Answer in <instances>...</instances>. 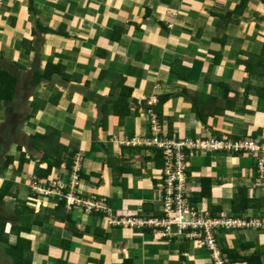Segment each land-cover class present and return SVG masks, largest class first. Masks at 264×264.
<instances>
[{
    "label": "crops",
    "instance_id": "1",
    "mask_svg": "<svg viewBox=\"0 0 264 264\" xmlns=\"http://www.w3.org/2000/svg\"><path fill=\"white\" fill-rule=\"evenodd\" d=\"M51 2L34 0L35 20L59 32L43 34L38 29L36 39L34 18L25 6L29 0L1 3L0 66L22 80L15 102L0 107V166L2 156L8 155V144L17 139L1 131L22 121L26 124L27 114L22 111L30 108L34 94L39 104L46 103L37 122L47 111L52 116L43 118L60 123V143L76 156L85 155L80 196L110 191L102 197L119 219L163 218V151L123 143L152 136L147 108L153 97L154 106L161 96L169 97L161 117L154 113L161 138L251 139L264 152V0L245 4L239 0ZM48 61L57 66L52 78L36 84L35 76ZM123 92L131 93L128 108L125 102L115 104ZM197 113L206 118L205 123ZM254 156L208 150L188 160L191 199L199 198L202 179L212 181L209 198L193 203L203 216H264V178ZM33 167L25 171L32 173L30 177H36ZM55 175L71 180L65 166L56 169ZM237 187L246 190L259 210L236 216L232 206ZM36 196L34 205L42 210L48 197ZM73 220L71 230L66 223L53 221L24 234L35 254L43 252L42 256L37 253L34 264H56L59 259L68 264H213L202 240L163 236L162 227L113 225L105 214L81 211ZM74 230L82 234L74 236ZM172 230L176 232L177 227ZM216 238L229 264H264V228H223ZM63 240L70 241L68 250L62 249ZM2 251L0 247V257L10 264Z\"/></svg>",
    "mask_w": 264,
    "mask_h": 264
},
{
    "label": "built area",
    "instance_id": "2",
    "mask_svg": "<svg viewBox=\"0 0 264 264\" xmlns=\"http://www.w3.org/2000/svg\"><path fill=\"white\" fill-rule=\"evenodd\" d=\"M4 0H0L2 3ZM241 1V0H239ZM156 98L150 100L149 104L154 105ZM152 116L151 137L146 139L132 138L124 141L127 146H146L161 149L165 156V165L163 169L164 191L162 193V213L163 218L150 217H128L116 218L113 216L112 209L105 197L92 196L89 198L81 197L76 189L81 184L82 162L81 155H77L75 166L70 172L71 180L63 182L58 176L46 179L32 177L30 190L31 193L43 196H59L58 200H67V209L74 210L80 207L84 212L93 214H105L111 224L123 225L129 227H162L159 232L163 236L172 237L175 235H186L189 238L202 240L205 246L210 250L213 264H227L224 254L217 244L216 234L220 229H238V228H264V223L257 218H245L234 216H203L197 207L191 203L188 188V164L189 159L198 151H223L226 153H250L257 157L258 167L264 170V152L263 147L254 140H230L210 138H187L183 141H175L161 138L159 136V123L157 116L152 110L149 111ZM263 153V154H261ZM59 203V201H58ZM69 210V211H70ZM177 227L174 232L172 227Z\"/></svg>",
    "mask_w": 264,
    "mask_h": 264
},
{
    "label": "trees",
    "instance_id": "3",
    "mask_svg": "<svg viewBox=\"0 0 264 264\" xmlns=\"http://www.w3.org/2000/svg\"><path fill=\"white\" fill-rule=\"evenodd\" d=\"M245 1L246 0H241V4H245ZM34 5V0H29L28 8L29 10H32V12L35 11ZM38 29H40L43 34L59 32L54 31L53 29H50L48 27H42L41 23L37 20L36 26L33 29L35 39L37 38L36 32ZM32 48L33 46L31 48L29 47V49H27V52H30ZM53 68H57V66L53 65L51 61H48L45 69L35 76V83L39 84L42 79H51L52 75L54 74ZM18 83L19 78L13 72L0 66V107L10 106L11 104H13V102H15ZM129 92H131V90ZM130 96L131 93L127 95V93L123 92L120 95L119 100L116 101V106L120 103L125 102L128 108ZM168 98V95L167 97L161 96L159 99V103L157 104L158 106L149 104L150 108H147L148 111L152 110L153 113L158 114L159 117L162 113L161 108L163 106V103ZM39 102L40 101L38 97H34L33 101L30 103V112L26 115L27 122L34 118L35 114L42 110L41 108H44V104L41 105L39 104ZM197 116L202 121V123L206 122V118L202 117L199 113H197ZM23 135L26 137V139H28L30 147H24L21 143L17 144V150L20 152L17 166L18 173L21 174L25 172L26 169L30 167L28 166L30 163L34 164L33 173L38 179H46L52 177L53 172L63 166L67 168V171H73L75 166L74 157H76L75 154L77 153H75V151H70L68 147L63 146L62 143H60V131L48 130L44 134L35 133L29 135L24 133ZM34 150L41 153L40 158L37 159ZM15 160V155H6L4 157V160L2 161L4 170H0V175L2 173L4 174V172L8 169H11L15 164ZM3 176L6 175L4 174ZM80 180H82V174ZM211 186L212 181L209 178L202 179L201 194L199 198H190L191 203H196L198 201L200 202L204 197L209 198ZM13 187L14 182H12L10 179H4L3 177L0 178V247L3 249L2 252L4 256L10 260V264H34L33 255L35 253L33 252L32 241L31 239L25 237L24 234H30L33 227H43V225L48 223L49 219L52 217L53 219H55V221H59L64 224L66 223L69 227V230H71L72 227L75 226V222L68 212L66 199H61L55 209L47 210L46 215L42 216L43 210L36 212L32 208V205H34V201H36L37 199V196L35 197L36 194L33 195L32 193H30L28 198L29 200L24 202L18 199L17 194H13ZM237 194L238 197L233 201L234 203L232 206L233 209L237 211L236 213H238L236 216H242V213L248 211L249 209L259 210V208L254 206V204H251L252 200L247 198L245 189L239 188ZM9 198H15L18 201V203L13 206V210L10 212L5 209V201ZM4 211L5 213L7 211V215L4 214ZM1 212L3 214H1ZM92 215L102 216L101 213H93ZM74 234V236H80L82 232L76 231L75 233L74 230ZM12 237H15L14 241L11 240ZM63 241V244L61 246L62 249L68 250V248L70 247V241ZM225 259L227 261V264H229V260H227L226 256ZM56 264L67 263L66 260L59 259L57 260Z\"/></svg>",
    "mask_w": 264,
    "mask_h": 264
},
{
    "label": "rangeland",
    "instance_id": "4",
    "mask_svg": "<svg viewBox=\"0 0 264 264\" xmlns=\"http://www.w3.org/2000/svg\"><path fill=\"white\" fill-rule=\"evenodd\" d=\"M6 1H8V0H4L3 2H2V4L4 3V2H6ZM48 1V0H47ZM50 1H52L53 2V0H50ZM58 1V0H57ZM51 2V3H52ZM56 2V1H55ZM25 3H27V0H25ZM50 3V2H49ZM1 3H0V7H1V5H2ZM26 6V8L28 9V11L30 12V14H31V16L34 18L33 20H32V24L34 25V26H36V20H35V14H34V12H32V10H29V8H28V5H25ZM25 6H23V7H25ZM39 17H41L40 18V21L41 22H43L44 21V16H39ZM4 51V50H3ZM22 63V62H21ZM21 68H23V67H21ZM19 74H23V76H25V72H23L22 73V71H20L19 72ZM25 78V77H24ZM19 80H22V79H19ZM20 82V81H19ZM37 93L39 94L40 93V91L39 90H37ZM32 94H33V92H32ZM35 96H33V99H34V97H39V96H37L36 94H34ZM49 103V102H48ZM22 104V103H21ZM48 105V104H47ZM43 107L45 108L46 107V103L43 105ZM43 110V109H42ZM3 111H4V108H3ZM18 112H20V107H19V110L16 112V115H17V113ZM22 112H24L23 114H28L29 112H30V108H27V110H25V109H23V111ZM37 115H38V113H36L35 114V117L34 118H32L31 120H29V122L27 123L26 122V124L22 121V122H20V124L19 123H17L15 126H8V127H6V129L5 130H3V131H1V133H2V135H3V133H5L6 131H7V133H6V137L7 136H9L11 133H13L12 135H10L8 138L9 139H13V138H15L16 136H17V139L15 140V141H13V143L12 144H8V150H7V152H8V154H11V155H15V158H16V160H15V164H14V166L11 168V169H8L7 171H5L4 172V174L5 173H7V175L6 176H3L2 174L0 175V178H4V179H10L12 182H14V183H16L15 184V188L13 189V194H17V197H18V199H20V200H22V201H24V202H26L27 200H29L28 198H29V193H31V190H30V185H31V179H32V177H30V175L32 176V173L31 172H29V173H27V172H23V174L21 175L20 173H18L17 171V166H18V160H19V156H20V152L17 150V147H16V144H18V143H21L24 147H30V145H29V141H28V139H26V137H24V133L25 134H29V135H32V134H35V133H41V134H44V133H46V131H48V130H51V131H59L60 129H58V126L60 125V123H58V121H54L53 123H52V121H49L48 122V120H46V118H43L44 117V115L46 116V117H48V115H50V116H52L51 114H48V112L46 111V113H42V115L40 116V119H39V121L37 122ZM56 115H53V117H55ZM18 119H21V118H18ZM13 120V119H12ZM25 120L27 121V118L25 117ZM21 121V120H20ZM29 123H30V125H29ZM50 123H52V124H50ZM28 124V125H27ZM38 125H39V127H38ZM42 128V129H41ZM8 129V130H7ZM36 129H38L37 131H35ZM40 129V130H39ZM136 138V137H135ZM146 138H149V137H146ZM145 138V139H146ZM1 139H3V138H1ZM5 140V139H4ZM4 144H5V141H4ZM221 152H223V151H221ZM34 153L36 154V157H37V159L38 158H40V156H41V153H39V152H36L35 150H34ZM228 154H231V155H233V153H228ZM4 156V155H3ZM2 156V158H3V160H4V157ZM83 156H85V155H83L82 154V157ZM256 156H254V158H255ZM2 160V161H3ZM256 165H257V169H258V171H259V174L261 175V177H263L264 178V170H262V169H260L259 167H258V164H257V157H256ZM1 161V162H2ZM34 163V162H33ZM79 164L81 163V160L79 159V162H78ZM82 164H83V162H82ZM32 166V164L30 163L28 166ZM100 169H102V168H100ZM0 170H4V168H3V166H2V164H1V166H0ZM27 170V169H26ZM162 171V170H161ZM3 172V171H2ZM162 173V172H161ZM8 176V177H7ZM161 176H162V174H161ZM62 180V179H61ZM63 182H64V180H62ZM79 188H80V186H79ZM79 188L78 189H76L75 191H77L78 192V194H79ZM238 187H237V190H236V192H238ZM81 190V189H80ZM17 192V193H16ZM90 191L89 190H87L86 191V194H88ZM109 192L110 191H106L105 193H91V194H98V196L99 197H102V195L103 196H105V194L107 195V194H109ZM92 196H97V195H92ZM92 196H89V197H92ZM112 196V195H111ZM54 197V198H53ZM53 197H51V198H46V199H43V200H45V205H44V207L42 208V210H43V215L42 216H44V215H46V213H47V210H51V209H55V207L58 205V199H59V196H53ZM89 197H84V198H89ZM19 200V201H20ZM16 203H18V201H17V199H15V198H10V199H8V200H6L5 201V207L6 208H9L8 209V211H10L11 209H13V206L16 204ZM34 208H35V210H39V211H41V207H38V206H36V205H34L33 206ZM11 208V209H10ZM70 210V209H69ZM69 210H68V212H69ZM72 210H70V212H71ZM78 211H81V213L83 212V213H86V212H84L83 211V209L82 208H80V207H76L75 209H74V211L72 212V217L73 218H75V217H78ZM86 214H89V213H86ZM88 219H89V216H88ZM257 219H259V218H257ZM260 221H262L263 223H264V216H262L260 219H259ZM53 221H55V219H53V217L52 218H50L49 219V221H48V223H50L51 224V222H53ZM38 240V239H37ZM37 253H39L40 254V251L38 250L37 251ZM37 253L36 254H34L33 255V257L36 259V256H37ZM43 253V252H42ZM41 253V254H42ZM40 254V256H42ZM39 260H36L35 262H38ZM66 263L68 264V261L66 260ZM0 264H9V262L8 261H5V258H3L2 259V257H0Z\"/></svg>",
    "mask_w": 264,
    "mask_h": 264
}]
</instances>
